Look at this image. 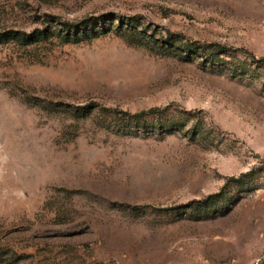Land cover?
Listing matches in <instances>:
<instances>
[{
	"label": "rangeland",
	"instance_id": "1",
	"mask_svg": "<svg viewBox=\"0 0 264 264\" xmlns=\"http://www.w3.org/2000/svg\"><path fill=\"white\" fill-rule=\"evenodd\" d=\"M57 23L0 45V264H264V0H0Z\"/></svg>",
	"mask_w": 264,
	"mask_h": 264
},
{
	"label": "trees",
	"instance_id": "2",
	"mask_svg": "<svg viewBox=\"0 0 264 264\" xmlns=\"http://www.w3.org/2000/svg\"><path fill=\"white\" fill-rule=\"evenodd\" d=\"M86 25V23H82L80 26H76L69 23H57V28L54 29H44L37 30L32 34L21 33L17 31H7L0 32V45L6 44L8 42H18L25 46H32L42 42H49L50 40L58 39L64 44L77 43L81 40H92L93 38L98 37L95 35L93 37L89 36L88 29H82V26ZM221 45L211 44L208 48H219ZM246 54L251 56L253 59H256L254 55L245 51ZM259 61L264 62V59ZM155 111V110H154ZM151 111V112H154ZM141 115H138V117Z\"/></svg>",
	"mask_w": 264,
	"mask_h": 264
}]
</instances>
